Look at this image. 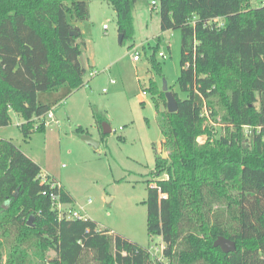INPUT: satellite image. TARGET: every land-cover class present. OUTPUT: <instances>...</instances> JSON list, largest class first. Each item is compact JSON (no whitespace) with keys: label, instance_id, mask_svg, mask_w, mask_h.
<instances>
[{"label":"trees","instance_id":"obj_1","mask_svg":"<svg viewBox=\"0 0 264 264\" xmlns=\"http://www.w3.org/2000/svg\"><path fill=\"white\" fill-rule=\"evenodd\" d=\"M89 1L0 0V128L13 111L24 136L42 131L50 109L37 93L82 86L84 42L70 21L89 19ZM99 1L115 12L120 44L130 38L138 1L156 4L161 32H179L177 111H166L154 82L145 91L166 153L155 154L145 201L160 258L90 219L58 218L51 195L63 205L71 196L0 139V264H264V0ZM93 116L101 130L104 119ZM210 118L221 121L222 135L200 144ZM218 237L235 251L214 248Z\"/></svg>","mask_w":264,"mask_h":264},{"label":"rangeland","instance_id":"obj_2","mask_svg":"<svg viewBox=\"0 0 264 264\" xmlns=\"http://www.w3.org/2000/svg\"><path fill=\"white\" fill-rule=\"evenodd\" d=\"M87 4L89 19L80 23L70 21L84 42L81 64L86 71L82 86L76 90L63 86L58 91L37 93V102L49 107L53 120H46L44 129L29 137L18 127L23 122L21 117L9 111L10 122L0 128V139L11 141L37 164L41 178L54 180L68 192L73 202L62 207L65 212L82 210L100 229L147 248L153 260L160 258L162 242L147 234V182L152 178L155 154L166 157V153L161 148L162 137L151 96L144 93L140 102L139 95L154 82L165 102L164 80L168 91L184 98L177 86L179 32H161L158 7L138 1L132 13L130 38L119 44L112 8L99 0ZM158 53H163L164 58H159ZM134 55L138 61L133 60ZM153 61L159 64L158 70ZM90 72L94 75L90 76ZM110 80L115 84L109 85ZM93 113L110 127L111 133L106 137H101ZM204 124L210 131L199 136L198 143L214 141L222 135L219 119H206ZM82 137L99 142L98 148L86 144ZM25 221L32 225L36 220L32 215ZM42 253L45 258L54 256L52 251ZM1 261L4 263V257Z\"/></svg>","mask_w":264,"mask_h":264},{"label":"water","instance_id":"obj_3","mask_svg":"<svg viewBox=\"0 0 264 264\" xmlns=\"http://www.w3.org/2000/svg\"><path fill=\"white\" fill-rule=\"evenodd\" d=\"M70 35H76V32L71 31ZM122 40V35H119L118 43L120 44ZM162 92L164 93L165 100H166V111L168 113H175L177 111V103L175 101V98L173 96V93L168 91L166 82L162 80ZM101 130L103 135H109L111 133L110 127L106 123H102ZM82 141H84L86 144L92 146L94 149H97L99 146V142L92 140L89 137H82ZM164 159L165 154L162 156ZM16 194H14V197ZM5 208V206H4ZM30 225V221L27 223ZM214 248H219L224 254L233 253L235 251V243L233 241H230L228 239H225L223 237H218L215 242L213 243Z\"/></svg>","mask_w":264,"mask_h":264},{"label":"built area","instance_id":"obj_4","mask_svg":"<svg viewBox=\"0 0 264 264\" xmlns=\"http://www.w3.org/2000/svg\"><path fill=\"white\" fill-rule=\"evenodd\" d=\"M152 6H156V4L154 2H151ZM261 5L264 6V1L261 2ZM158 57L159 58H164V54L163 53H158ZM133 60L137 61L138 57L136 55L133 56ZM94 74L90 72V76H93ZM115 82L113 80L109 81V85H113ZM107 90L104 88L102 90V92H106ZM45 119L48 121H52L53 120V114L51 112V110L45 115ZM245 133L246 135H249V132L251 131V127L249 126H245L244 127ZM51 201H52V207L54 208V210L57 211V215L58 218H66V219H74V220H85L87 219L85 214H83L82 210H78V211H67L65 212L62 207L64 206L63 204H61L57 197L51 195Z\"/></svg>","mask_w":264,"mask_h":264},{"label":"crops","instance_id":"obj_5","mask_svg":"<svg viewBox=\"0 0 264 264\" xmlns=\"http://www.w3.org/2000/svg\"><path fill=\"white\" fill-rule=\"evenodd\" d=\"M104 27V26H103ZM138 61V60H137ZM115 84V83H114ZM144 91H143V94H141V95H139V100H140V102H142V97H143V95H144Z\"/></svg>","mask_w":264,"mask_h":264}]
</instances>
